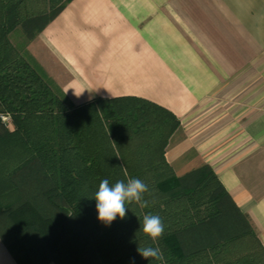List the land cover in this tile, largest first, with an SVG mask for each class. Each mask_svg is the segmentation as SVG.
<instances>
[{"label": "trees", "instance_id": "1", "mask_svg": "<svg viewBox=\"0 0 264 264\" xmlns=\"http://www.w3.org/2000/svg\"><path fill=\"white\" fill-rule=\"evenodd\" d=\"M71 0H0V218L25 240L7 243L17 264H264L247 216L208 165L177 177L164 154L179 121L138 98L96 99L73 106L24 48ZM7 118L8 122H4ZM8 123L10 125H8ZM11 126V127H10ZM14 129V130H11ZM110 186L140 179L141 208L105 226L93 199ZM161 218L155 242L143 217ZM138 247L159 248L163 260Z\"/></svg>", "mask_w": 264, "mask_h": 264}, {"label": "crops", "instance_id": "2", "mask_svg": "<svg viewBox=\"0 0 264 264\" xmlns=\"http://www.w3.org/2000/svg\"><path fill=\"white\" fill-rule=\"evenodd\" d=\"M26 51L73 106L138 98L171 112L173 173L208 165L264 247V0H71ZM261 74L262 101L215 99ZM0 264H17L1 238Z\"/></svg>", "mask_w": 264, "mask_h": 264}, {"label": "clouds", "instance_id": "3", "mask_svg": "<svg viewBox=\"0 0 264 264\" xmlns=\"http://www.w3.org/2000/svg\"><path fill=\"white\" fill-rule=\"evenodd\" d=\"M147 192H149L148 186L140 179H129L127 184L123 181H117L114 186H110L107 179L102 180L93 198L97 202L98 220L103 222L105 226H110L117 216L124 219L126 217V209H128L125 206L126 202L135 201L141 208L148 207L149 201L143 199V194ZM142 231L155 242L164 233V225L161 218L152 214L145 215L143 217ZM137 251L145 259L163 260V254L159 248L138 247Z\"/></svg>", "mask_w": 264, "mask_h": 264}, {"label": "rangeland", "instance_id": "4", "mask_svg": "<svg viewBox=\"0 0 264 264\" xmlns=\"http://www.w3.org/2000/svg\"><path fill=\"white\" fill-rule=\"evenodd\" d=\"M9 40L14 47L16 48L22 47L24 49H26L28 44L31 42V41L28 42L26 40L25 34L23 33L21 29H18L16 32L12 33L9 37ZM249 78H250V85H251L249 92L247 91L242 92V90L246 87L247 82H246V78H242L240 76V77L235 78L234 85L233 86L231 85L229 87V90L227 91L221 90L218 94H216L215 99H219L220 102H226L227 99L228 101H232V99H234L235 102H237L239 98L241 99L243 96H245V98L247 97L248 100H250V102H258L259 96L261 95V101H262V90H258L259 87L262 88V74L261 75H251L249 76ZM3 121L8 122L7 118H3ZM8 125L10 124L8 123ZM0 233L3 235L4 240L9 244L16 239L24 240L22 236L17 234V232L15 231V228L7 221L5 217L0 218Z\"/></svg>", "mask_w": 264, "mask_h": 264}]
</instances>
